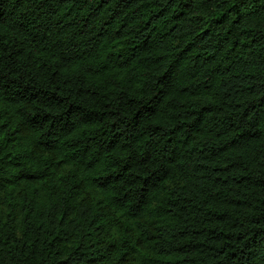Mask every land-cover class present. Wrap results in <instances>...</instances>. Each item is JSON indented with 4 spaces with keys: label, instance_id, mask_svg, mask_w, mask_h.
I'll return each instance as SVG.
<instances>
[{
    "label": "trees",
    "instance_id": "1",
    "mask_svg": "<svg viewBox=\"0 0 264 264\" xmlns=\"http://www.w3.org/2000/svg\"><path fill=\"white\" fill-rule=\"evenodd\" d=\"M0 264H264V0H0Z\"/></svg>",
    "mask_w": 264,
    "mask_h": 264
},
{
    "label": "rangeland",
    "instance_id": "2",
    "mask_svg": "<svg viewBox=\"0 0 264 264\" xmlns=\"http://www.w3.org/2000/svg\"><path fill=\"white\" fill-rule=\"evenodd\" d=\"M0 213H1V211H0Z\"/></svg>",
    "mask_w": 264,
    "mask_h": 264
}]
</instances>
